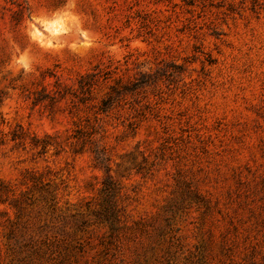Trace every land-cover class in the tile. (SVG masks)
<instances>
[{
	"label": "rangeland",
	"instance_id": "374dc122",
	"mask_svg": "<svg viewBox=\"0 0 264 264\" xmlns=\"http://www.w3.org/2000/svg\"><path fill=\"white\" fill-rule=\"evenodd\" d=\"M27 2L0 136L64 147L0 148V264H264V0Z\"/></svg>",
	"mask_w": 264,
	"mask_h": 264
},
{
	"label": "trees",
	"instance_id": "16d2710c",
	"mask_svg": "<svg viewBox=\"0 0 264 264\" xmlns=\"http://www.w3.org/2000/svg\"><path fill=\"white\" fill-rule=\"evenodd\" d=\"M261 0H251V3L254 4V6L259 5ZM6 11L9 12L8 17L13 26H18L22 22H24L29 17V7L27 0H0V16H4ZM90 74H86L87 77ZM92 86L91 83L84 84L80 83L79 88L82 90L85 87ZM13 141L17 145H23L24 148L30 147L31 149L35 150L39 153L46 152L47 148L49 146L54 145L57 151H59L61 148L64 147L62 142L58 141H52L51 136L49 134H46L43 137L38 136L37 133L31 132L29 129H25L21 124H17V126L10 130L7 134H3L0 136V148L5 145L7 142ZM74 151L77 153L78 151H83L82 149H74ZM31 175H36L34 173H31ZM35 177V176H33ZM37 178V177H36ZM42 179L43 184H50L51 182L57 184V181L50 179L49 181H44L41 176L38 180ZM112 186L110 187H104L102 189V193L99 195V199L97 202V206H95V210L100 213H102L105 217L107 215L112 216V220L109 221L112 228L116 226V222L120 221L119 217V211H118V203H117V193H118V184L116 181L111 180ZM5 190V186L0 185V200L1 195ZM47 190V192L50 190ZM51 199H56V194L51 193ZM55 204V203H54ZM125 222V221H124ZM125 224V223H124Z\"/></svg>",
	"mask_w": 264,
	"mask_h": 264
},
{
	"label": "bare ground",
	"instance_id": "6f19581e",
	"mask_svg": "<svg viewBox=\"0 0 264 264\" xmlns=\"http://www.w3.org/2000/svg\"><path fill=\"white\" fill-rule=\"evenodd\" d=\"M51 28L53 31H58L59 27L57 25H54L53 23L51 24Z\"/></svg>",
	"mask_w": 264,
	"mask_h": 264
}]
</instances>
